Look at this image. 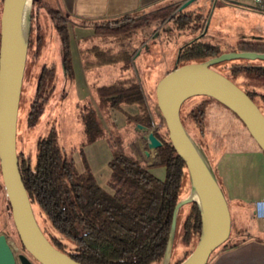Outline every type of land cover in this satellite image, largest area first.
<instances>
[{
    "label": "trees",
    "instance_id": "1",
    "mask_svg": "<svg viewBox=\"0 0 264 264\" xmlns=\"http://www.w3.org/2000/svg\"><path fill=\"white\" fill-rule=\"evenodd\" d=\"M2 5L3 0H0L1 8ZM37 8H44L47 11L60 38L62 46L60 62L69 84V90L66 95L64 94L59 107H56L60 110L54 115L59 119L58 123L56 124L55 118L51 119L36 137V157L18 151L20 170L37 219L57 248L84 264H161L170 236L175 207L190 192L189 172L168 135L157 134L163 142L158 148L160 164L166 169L165 177L160 178L152 171L153 165H139L138 163L148 164L134 153L128 152L123 144L124 152L138 163L126 156L106 128L105 120L108 118L112 129L118 127L112 118V113L116 110L126 116L127 125L139 123L148 128L153 127V116L131 60L134 50L114 49L109 39L119 43L138 28L158 19L161 21L168 19V24L179 31V34L202 33L207 18L202 13L188 9L173 14L177 7H170L143 16L129 14L111 20L91 22L90 24H96L94 35L105 37L109 46L95 44L80 49L91 92L87 97L77 98L71 107L67 101L70 93L75 91L76 77L70 22L56 0H34V9ZM42 40L41 35L34 34L33 25L29 53L32 49L38 52L42 48ZM222 49L221 45L205 41L201 37L182 49L179 61L182 64L205 61L223 53ZM234 50L264 52V42L242 40L237 43ZM148 58L143 56L142 62ZM235 61L237 60L224 61L213 65V68L242 87L264 112V92L258 90L260 86H264L262 85L264 68L234 64L227 72L219 70V67ZM58 66L57 62L45 63L39 71L26 119L30 129L40 128L45 118L57 87ZM104 67L113 68L118 73L117 78L109 83L101 82ZM169 72L170 70L164 75ZM164 75L160 76L159 80ZM239 78H242L244 83L239 81ZM248 85L253 89H249ZM156 86L154 90L150 86L147 87L150 97L153 96V92L156 95ZM155 104L157 105V99ZM72 110L82 126L83 137L78 145L67 143L62 136V128L65 122L68 124L67 119ZM63 114L67 116L65 119ZM223 116L226 121L221 118ZM181 117L185 127L212 164L214 160L212 154L243 152L246 149L241 145L244 136L249 137L256 148L264 154L239 116L212 97L199 95L189 98L182 106ZM167 133L169 134L168 129ZM101 139H106L112 150L107 187L99 181L86 152L88 145ZM76 154H79L82 170L78 166ZM152 156L155 155L151 152L149 157ZM215 172L220 181L217 168ZM0 176L2 177L1 167ZM185 183L187 191L183 194L182 188ZM0 190L2 197L5 193V199L10 206L3 179L0 181ZM227 199L232 212V232L229 239L219 248L234 247L246 237L242 227L235 226L232 202L228 196ZM185 210L187 212L181 223L180 215ZM39 215L50 224L44 225ZM180 215L176 238L179 237L187 247L183 250V256L176 261L172 259L171 264H180L189 256L198 240L195 245L193 242L196 238L199 239L202 229V217L197 203L184 205ZM19 242L25 250L20 238Z\"/></svg>",
    "mask_w": 264,
    "mask_h": 264
},
{
    "label": "water",
    "instance_id": "2",
    "mask_svg": "<svg viewBox=\"0 0 264 264\" xmlns=\"http://www.w3.org/2000/svg\"><path fill=\"white\" fill-rule=\"evenodd\" d=\"M194 1L186 0L173 14L184 10ZM33 8L34 0H3L1 10L0 167L11 216L25 251L16 254L7 235L0 233V264H84L57 248L47 237L37 219L20 170L18 126ZM204 31L180 47L175 67L156 86L157 106L165 120L171 142L187 165L191 185L190 193L175 207L161 264H171L179 213L188 203H197L202 217V229L194 250L180 264H208L211 255L229 239L232 232V212L226 193L208 156L183 123L181 109L185 101L199 95L218 100L239 116L264 151V112L242 87L213 68L215 64L236 59L264 60V52L233 50L205 61L180 64L182 49L201 38ZM112 130L119 144H126L133 139V134L121 127ZM147 139L149 147L154 148L159 155L158 148L163 142L156 132L151 130Z\"/></svg>",
    "mask_w": 264,
    "mask_h": 264
},
{
    "label": "rangeland",
    "instance_id": "3",
    "mask_svg": "<svg viewBox=\"0 0 264 264\" xmlns=\"http://www.w3.org/2000/svg\"><path fill=\"white\" fill-rule=\"evenodd\" d=\"M249 2V1H248ZM215 7L216 2L213 4H207L202 9L204 13H206L207 17V28L204 31V35L202 36L205 41L210 42H219L217 37L218 35L214 34L211 30L213 29L211 19L212 16L215 14ZM186 9V8H185ZM2 8L0 7V14H1ZM238 13V12H236ZM235 13V14H236ZM262 13V14H261ZM233 15L232 13H229ZM230 15V16H231ZM248 21V23H252L251 28L249 30H245L244 24H239L237 22L234 23L233 19L230 20V25H233V28L235 26L240 27L239 29H233L232 31H229L227 27L225 29L222 28L221 33H224L230 36L233 35H239L241 38H253L256 40V38H260L261 32L264 39V11L258 10L256 14H248L245 17ZM33 23H32V30L34 25V34L38 33L42 36L43 45L42 48L36 52V49H32L31 52L28 54V62H27V71L25 75V85L23 87L22 92V99H21V107H20V116H19V135H18V151L24 152L25 155H32L34 158L37 154V145H36V137L39 136V134L42 132V128L48 121L51 119L57 120L56 124L58 123V120L54 115L57 112H60L58 108L59 104L61 103V100L63 99L64 94L66 95V92L69 90V84L65 78V75L62 71L61 67V41L57 34V32L53 28V24L51 19L49 18L47 11L44 8H37L36 10L33 8ZM237 19V18H236ZM246 21V20H245ZM168 30L172 31L171 34L166 35L164 25L161 28V32H159V35L161 33L163 38H167V40H173L174 46L172 49H165V47L162 49H150L147 48L148 45H151V42L158 41L156 40V35H150L146 36L145 34H142L141 31L138 32V38L137 42L135 43V48L132 55V63L133 68L135 70V73H137L140 76V79L142 80V89L145 95V99L147 102V105L152 113L153 116V127L148 128V130H143L139 128V124H132L127 125L126 123V116L116 110L112 113V118L117 122L118 127H121L125 131H130L133 134V139L130 140L128 143L124 144L125 148L128 152L134 153L140 160L145 162L146 164H153L160 160V156L157 154L156 150H152V154L155 156H152L151 158L147 156L146 150H149L148 148V141L144 138V136L151 130H154L156 134H162L164 136L169 135L167 133V127L166 123L162 118V114L158 108L156 103V95L155 92H153V96L150 97V95L147 93V87L150 86L153 90L156 86L157 82L159 81L160 76L164 75L165 72L168 70H172L176 65V59L178 50L176 49L178 45H182L184 42L189 41L190 39L195 38L197 35H200L201 32H197L195 34H185L184 37H179V35L176 33L175 28H173L170 24H167ZM261 27L263 30H261ZM172 28V30H171ZM76 31V30H75ZM164 32V33H162ZM237 32V33H236ZM240 32V33H239ZM32 33V32H31ZM78 34V30L75 33ZM176 34L178 36H176ZM245 34V35H243ZM145 35V36H144ZM237 35V36H238ZM167 36V37H166ZM149 37V38H148ZM75 37L73 36V61H74V69H75V91H72L68 97V103L69 106L72 107V103L76 101V99H81L91 92L90 87L86 83V75L84 72L82 59L79 52V47L77 44V41L75 40ZM147 39L146 45L143 46V49H139L143 45V41ZM259 40V39H257ZM151 41V42H150ZM222 43V41H221ZM36 43H34V47ZM226 44V43H225ZM156 46V44H155ZM234 47L230 45H223V52L233 51ZM138 53V54H136ZM149 57L148 59H144L145 62H142V58ZM54 60V61H53ZM235 62H229L226 66L219 67V70L223 72H227L231 69V66L234 64L241 65V66H249L254 65L258 67L264 68V60L262 59H255V60H249V59H236ZM52 62H57L58 66V74L56 75V90L53 94L51 104L49 105V108L47 109L45 118L42 121V124L40 128L36 129H30L27 124V114L30 109L31 102L33 100L34 91L36 88L37 83V76L39 74V71L41 67L46 63L50 64ZM182 64V63H180ZM139 68V69H138ZM102 70H104L100 81L103 83H109L115 78H117L118 73L111 67H104ZM140 70V72H139ZM156 77V80H153V77ZM239 81L243 82L242 78L238 79ZM150 82V83H149ZM89 83V80H88ZM244 83V82H243ZM262 85H264V80L262 81ZM249 89H253L251 86H249ZM259 91L264 92V86H260L258 88ZM65 109V113H66ZM69 110V109H68ZM115 110V109H114ZM71 111V110H69ZM68 111V112H69ZM113 111V110H112ZM70 113V112H69ZM69 113L66 115L68 116ZM74 113V110L71 112V116L69 115L67 122H65V125L62 128V136L64 137V141L66 140L67 143H73L78 145L79 142L82 139V133H81V123L77 120L78 117ZM65 114H63L64 119L67 117ZM59 117V116H58ZM62 117V118H63ZM221 118H224L223 120L226 121V118L223 116ZM110 118L105 120V126L109 130V132L114 136L118 147L121 151H124L122 149L123 144H119L117 137L115 136L110 122ZM71 122V123H70ZM70 123V124H69ZM241 145L243 147H246L243 152H225L223 155H213V168L214 170L217 168V172L220 178V182L225 189V192L227 193V196L230 198L232 202V208H233V215H234V224L235 226L242 227L241 221H250V206H247L248 209H245L244 216H240L239 213V207L242 206L244 209L246 206L239 205L240 199L237 198L239 195V187L242 182V173L248 174V178L251 180V184L257 180L258 185L261 186L262 183H264V156L259 151V149L256 148L253 141L249 138L244 136L241 140ZM202 149V148H201ZM87 156L89 158V161L94 169V172L96 176L98 177L99 181L103 186H108L107 181L110 176V166H109V160L112 157V150L107 142L106 139H101L96 141L93 144H90L86 147ZM207 155V154H206ZM76 160L78 163L79 168L82 170L83 165L81 163L79 154H76ZM233 160V161H232ZM161 161V160H160ZM152 171L160 178H164L166 175V169L163 165L160 163L154 164L151 168ZM240 175V176H239ZM239 177L241 181L239 180ZM2 177L0 176V181ZM256 182V183H257ZM246 184L250 185V181L246 182ZM191 188V185H190ZM190 190V189H189ZM187 186L186 183L183 185L182 193H186ZM190 193V192H189ZM2 192L0 190V231L5 233L8 237V240L13 248V250L16 252V254L23 251L20 242H19V236L16 231L14 222L12 220L11 216V210L10 206L7 203V200L5 199V193L4 197H2ZM7 195V194H6ZM3 198V199H2ZM187 210H185L183 213H179L180 215V222L182 223L184 221L185 215ZM39 219L41 222L46 225L50 224L47 222L41 215H39ZM179 220V218H178ZM243 222V223H245ZM243 233H247V230L244 228ZM198 239L196 238L193 242L196 243ZM176 244L173 251L172 259L176 261L179 257H182L184 252L183 250L187 247L182 243L181 240H179V237L176 238ZM198 242V241H197ZM25 251V250H24ZM172 262V261H171ZM38 264V263H36Z\"/></svg>",
    "mask_w": 264,
    "mask_h": 264
},
{
    "label": "crops",
    "instance_id": "4",
    "mask_svg": "<svg viewBox=\"0 0 264 264\" xmlns=\"http://www.w3.org/2000/svg\"><path fill=\"white\" fill-rule=\"evenodd\" d=\"M186 0H56L57 5L68 18L70 25H71V36H72V49H74L73 45V36L75 37L74 41H77L79 52L80 49L84 47H89L93 45H100L102 47H108L107 39L105 37H98L95 36V25L90 24L91 22H101L104 20H111L115 18L122 17L124 15H148L153 14L159 11H164L170 7H178L183 4ZM249 1V2H248ZM216 2L215 7V14L212 16L211 23L213 29L211 30L216 36L219 42H215L223 47V45H230L233 46V49H236L237 43L239 41H259L264 42L262 32L260 38H256L254 40L251 38H241L237 35H227L221 33L222 28L232 31L233 29H240V27L233 28V25H230V20L233 19L234 23L237 22L245 27V30L251 31L250 23H248L247 19L245 18L248 14H256L258 10L252 0H196L191 3L186 9L202 13L203 15L208 17L206 13L202 11V9L207 4H213ZM177 9L175 11H177ZM174 11V12H175ZM264 11V10H261ZM233 15L229 14L232 13ZM238 12V13H236ZM236 13V14H235ZM262 14V13H261ZM231 15V16H230ZM237 18V19H236ZM246 20V21H245ZM229 22V23H228ZM168 19L165 21H161L160 19L151 22L148 25H144L138 28L133 34L127 36V39L122 40L119 43L112 42L111 45L114 46V49H136L135 43L138 38V32L141 31L142 34L146 36L156 35V40L158 41H150L151 45H148L147 48L150 49H172L174 46L173 40H167V38H163L161 33V28H165L166 35L172 33V28L168 30ZM78 30V34L76 35V31ZM261 30L262 27H261ZM164 33V32H162ZM176 33L179 37H184V34H179V31L176 30ZM240 33V32H239ZM138 34V35H137ZM176 34V36H178ZM144 35V36H145ZM245 35V34H243ZM148 37V38H149ZM167 37V36H166ZM259 39V40H257ZM190 41V40H189ZM222 41V43H221ZM147 39L144 40L142 43L143 45L139 49H143L146 45ZM188 42V41H186ZM184 42L182 45H184ZM226 43V44H225ZM156 44V46H155ZM181 44L177 46L176 49H180L182 46ZM147 46V45H146ZM145 49V48H144ZM81 56V54H80ZM82 59V57H81ZM83 64V61H82ZM84 68V66H83ZM85 72V70H84ZM86 75V72H85ZM139 83L142 86V80L140 76L136 73ZM153 80H156V77H153ZM86 83H88V77L86 75ZM150 83V82H149ZM90 93L88 94V96ZM87 97V96H86ZM112 113V112H111ZM146 152V151H145ZM261 152V151H260ZM262 153V152H261ZM263 154V153H262ZM148 156V155H147ZM264 156V154H263ZM233 161V160H232ZM157 164V163H156ZM219 172V171H218ZM242 182L239 187V198L240 204L246 206L244 209L239 207L240 216H244L245 209H248L247 206H250V221H241L242 228L245 227L247 233H245L246 237L240 242V244L227 248L222 247L218 248L213 255L210 257L208 264H264V216H261L258 210L257 204L259 201L264 203V183L261 186L258 185L257 180L255 183L251 184L250 178H248V174L242 173ZM239 175V176H240ZM240 177L239 180L241 181ZM250 181V185L246 184V182ZM257 182V183H256ZM264 213V210H262ZM264 215V214H263ZM245 222V223H243Z\"/></svg>",
    "mask_w": 264,
    "mask_h": 264
},
{
    "label": "built area",
    "instance_id": "5",
    "mask_svg": "<svg viewBox=\"0 0 264 264\" xmlns=\"http://www.w3.org/2000/svg\"><path fill=\"white\" fill-rule=\"evenodd\" d=\"M253 1V3H254V5L257 7V8H259V9H261V10H264V0H252ZM257 207H258V210L260 211V215L261 216H264L263 214V212H262V210H264V203L263 202H261V201H259V203L257 204Z\"/></svg>",
    "mask_w": 264,
    "mask_h": 264
},
{
    "label": "bare ground",
    "instance_id": "6",
    "mask_svg": "<svg viewBox=\"0 0 264 264\" xmlns=\"http://www.w3.org/2000/svg\"><path fill=\"white\" fill-rule=\"evenodd\" d=\"M138 126H139V128H141V129H143V130H148L147 127H145V126H143V125H141V124H139ZM149 132H150V131H149ZM149 132L144 136V138H145L148 142H149V140L147 139V136H148ZM148 148H149V150H146V154L149 156V155L151 154V151H152V150H155V149H154V148H150L149 145H148Z\"/></svg>",
    "mask_w": 264,
    "mask_h": 264
},
{
    "label": "flooded vegetation",
    "instance_id": "7",
    "mask_svg": "<svg viewBox=\"0 0 264 264\" xmlns=\"http://www.w3.org/2000/svg\"><path fill=\"white\" fill-rule=\"evenodd\" d=\"M191 40V39H190ZM24 251V250H23Z\"/></svg>",
    "mask_w": 264,
    "mask_h": 264
}]
</instances>
